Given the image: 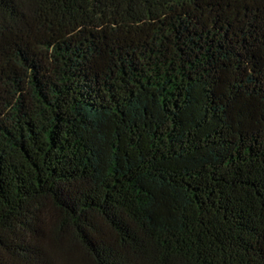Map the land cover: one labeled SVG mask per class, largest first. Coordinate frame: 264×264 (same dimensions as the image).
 <instances>
[{
	"label": "trees",
	"instance_id": "16d2710c",
	"mask_svg": "<svg viewBox=\"0 0 264 264\" xmlns=\"http://www.w3.org/2000/svg\"><path fill=\"white\" fill-rule=\"evenodd\" d=\"M0 264H264V0H0Z\"/></svg>",
	"mask_w": 264,
	"mask_h": 264
}]
</instances>
